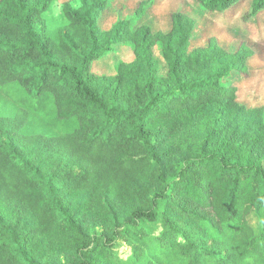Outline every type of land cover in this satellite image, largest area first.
<instances>
[{
	"label": "trees",
	"instance_id": "obj_1",
	"mask_svg": "<svg viewBox=\"0 0 264 264\" xmlns=\"http://www.w3.org/2000/svg\"><path fill=\"white\" fill-rule=\"evenodd\" d=\"M111 1L70 0L49 32L53 0H0V264H264V106L224 85L253 51L190 50L181 12L167 33L103 30ZM263 10L251 0L243 19ZM119 45L132 60L93 74Z\"/></svg>",
	"mask_w": 264,
	"mask_h": 264
},
{
	"label": "rangeland",
	"instance_id": "obj_2",
	"mask_svg": "<svg viewBox=\"0 0 264 264\" xmlns=\"http://www.w3.org/2000/svg\"><path fill=\"white\" fill-rule=\"evenodd\" d=\"M70 0H53L51 6L43 14L47 30L55 31L67 24L63 15V4ZM148 0H112L103 11L99 26L103 30H109L119 21L131 20L133 26L148 25L154 32L167 33L171 29V14L184 13L197 22L190 42V50L204 47L211 38H215L218 44L227 52L234 53L241 43H246L253 55L247 62V75L232 73L224 81V85L235 86L237 101L249 109H257L264 106V10L249 21L243 16L250 10L251 0H240L231 10L225 14L209 13L194 0H150V6H144V11L137 12L139 3ZM73 7H78V2H72ZM156 55L160 57L156 48ZM133 52L127 45L116 46L113 53L94 60L91 63V71L96 75L115 74L118 61H130ZM161 58V57H160ZM159 58V59H160ZM161 70L164 65L161 63ZM249 223L258 231L260 224L252 215ZM117 254L126 259L130 254L125 244L119 243Z\"/></svg>",
	"mask_w": 264,
	"mask_h": 264
}]
</instances>
